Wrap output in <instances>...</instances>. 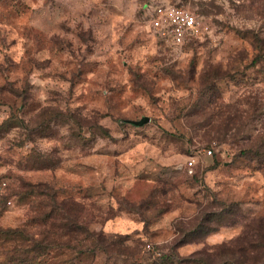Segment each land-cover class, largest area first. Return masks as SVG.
<instances>
[{"label":"rangeland","instance_id":"rangeland-1","mask_svg":"<svg viewBox=\"0 0 264 264\" xmlns=\"http://www.w3.org/2000/svg\"><path fill=\"white\" fill-rule=\"evenodd\" d=\"M157 1L0 0V227L66 203L119 264H264V0H184L182 47Z\"/></svg>","mask_w":264,"mask_h":264},{"label":"trees","instance_id":"trees-1","mask_svg":"<svg viewBox=\"0 0 264 264\" xmlns=\"http://www.w3.org/2000/svg\"><path fill=\"white\" fill-rule=\"evenodd\" d=\"M4 206V205H2ZM62 203L57 209H53L35 218L32 222L38 228L36 231L24 226L16 229H4L0 227V264H84L78 258L66 256L60 261H56L54 251L64 249L66 251L76 252L78 255L87 253H96L98 250L110 253L113 258V264H119L121 259L120 248L116 251L110 250V246L104 243V239L96 234H91V240L96 244L87 246L81 244L84 239H79V233L90 232L89 229L79 222L77 211ZM83 211V210H82ZM104 243V244H103ZM113 248L115 243L111 245ZM80 259V258H79ZM174 256H164L156 264H174ZM97 257L88 264H98Z\"/></svg>","mask_w":264,"mask_h":264},{"label":"built area","instance_id":"built-area-1","mask_svg":"<svg viewBox=\"0 0 264 264\" xmlns=\"http://www.w3.org/2000/svg\"><path fill=\"white\" fill-rule=\"evenodd\" d=\"M149 21L155 30L168 37L174 46L182 47L201 34V23L198 17L186 5L184 0H158L151 4L148 13ZM211 149L205 155H212ZM195 160L188 162L193 167ZM8 188L5 180L0 181V206L12 205V200H4Z\"/></svg>","mask_w":264,"mask_h":264},{"label":"water","instance_id":"water-1","mask_svg":"<svg viewBox=\"0 0 264 264\" xmlns=\"http://www.w3.org/2000/svg\"><path fill=\"white\" fill-rule=\"evenodd\" d=\"M149 121H150V118L144 117L140 121H130V123L133 124L134 126L140 127V126L147 124Z\"/></svg>","mask_w":264,"mask_h":264},{"label":"crops","instance_id":"crops-1","mask_svg":"<svg viewBox=\"0 0 264 264\" xmlns=\"http://www.w3.org/2000/svg\"><path fill=\"white\" fill-rule=\"evenodd\" d=\"M214 234H218V233L216 232V233H214Z\"/></svg>","mask_w":264,"mask_h":264}]
</instances>
